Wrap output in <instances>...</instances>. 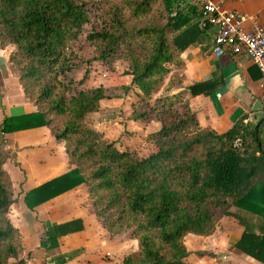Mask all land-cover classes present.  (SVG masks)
<instances>
[{"label":"trees","instance_id":"1","mask_svg":"<svg viewBox=\"0 0 264 264\" xmlns=\"http://www.w3.org/2000/svg\"><path fill=\"white\" fill-rule=\"evenodd\" d=\"M180 3L0 0V47H13L8 62L24 97L36 108L33 114L4 118L0 126V264L25 263L20 235L6 216L12 188L2 167L9 158L3 135L36 127H46L63 143L73 168L26 193L28 209L83 184L94 216L109 237L126 233L137 243L121 264H189L184 237L209 236L227 216L243 228L232 247L264 264V118L256 126L241 118L216 134L197 125L183 92L171 93L182 83L177 71L183 66L180 54L202 41L206 27H199L194 7L180 9ZM91 17L100 21L99 29L85 37L94 46V59L102 66L124 61L130 79L120 88L123 93L129 87L137 91L139 106L130 120L159 125L145 138L154 151L144 158L117 150L86 122L98 103L113 95L102 86L70 93L64 80L76 67L70 44ZM212 84L196 83L185 91L189 97L207 96L214 90ZM157 89L161 96L149 104ZM232 206L260 221L254 224L231 213ZM81 230L79 219L46 226L41 244L55 248L59 238Z\"/></svg>","mask_w":264,"mask_h":264},{"label":"crops","instance_id":"2","mask_svg":"<svg viewBox=\"0 0 264 264\" xmlns=\"http://www.w3.org/2000/svg\"><path fill=\"white\" fill-rule=\"evenodd\" d=\"M216 2H220L222 10L234 11L242 15L245 19L244 29L249 30L255 25L264 29V0H216ZM186 5L194 7L198 13L199 7L195 0H181L179 8ZM214 33L215 29L206 25L202 41L188 46L180 54L183 66L177 71L182 77V83L171 93L183 92L188 109L200 128H208L216 134H222L241 118L244 122L256 126L251 124L249 119L253 114L252 107L257 103L260 105L262 95V90L259 88L260 75L243 54L231 55L226 52L221 56H215L211 51ZM5 71L6 60L0 59L2 79L0 126L4 118H16L36 112L33 104L17 87V79H13L7 72L4 73ZM206 81H213V92L207 96H187L186 87ZM108 101L113 99L101 100L98 103V112L86 117L88 126L102 134L107 141L114 142L115 148L119 151L128 149L138 158H144L152 153L154 146L145 141L146 136L151 133L147 135L145 133L149 124H153L152 132L157 131L158 123L143 124L127 120L123 125H118L122 128L118 129L116 137H111V133L105 128L107 122L104 121L105 111L102 109ZM122 102L120 99L116 103L117 106L123 108ZM100 115L104 116L102 118L105 125L90 126L88 120ZM127 126L132 129L137 128L146 135L142 147L137 149L135 145L121 142V134L127 130ZM3 139L9 150V158L2 167L10 179L12 188V203L6 216L20 235L22 254L26 253L28 257L24 264H44V260H47L45 264H121L125 256L136 251V241L126 237V233L110 238L101 227L94 216L83 184L31 210L28 209L24 203L26 193L67 173L73 167L66 161L63 143L56 142L46 127L16 130L4 134ZM143 147L146 152L148 151L145 155H142ZM230 212L239 214L254 224L260 221L257 216L234 206L230 208ZM76 219L82 223L81 231L59 238L55 248L42 246L41 241L46 226ZM242 230L235 219L222 216L209 236L187 234L183 239L188 252L187 262L189 264H259L232 247L239 239ZM198 252L203 254L199 256ZM206 253H210L211 256ZM61 259L62 262L59 261Z\"/></svg>","mask_w":264,"mask_h":264},{"label":"rangeland","instance_id":"3","mask_svg":"<svg viewBox=\"0 0 264 264\" xmlns=\"http://www.w3.org/2000/svg\"><path fill=\"white\" fill-rule=\"evenodd\" d=\"M99 26H100V21L97 20L96 17H91L89 23L83 26L81 33L78 36V39L70 44V50L73 53V58L71 59V62L76 63V67L70 73L65 75L64 80L67 84H69L70 93L76 92L77 89L79 88H93V87L102 86L104 87V89L107 90L108 95L111 94L114 96V98H112L113 101H108L107 102L108 104L106 103V105L103 106L102 109L105 111L104 121L107 122L105 128H107V130L111 133L110 134L111 137H116L119 131L118 129L122 128L119 127L118 125H123L124 122L127 120L130 121V118L132 116L131 113L133 112L135 107L139 106V104H137L138 97H137V91L133 87H129V91H127L126 93H123V91L120 88V87H127L129 85V79H130L128 76H125L124 74L125 71L127 70L124 61L112 60L111 63H109L108 65L102 66L98 61L94 59V46L91 43H89L85 39V37L92 29L94 28L99 29ZM0 51H2V53H0V59L6 60V71L4 73L7 72L10 76H12L13 79L16 80L17 79L16 72L12 68V65L8 62V55L10 52L13 51V47L10 45H5L3 47H0ZM84 73L87 74L85 80L83 81L82 85H78V81L82 78ZM1 81L2 79L0 77V83ZM17 87L20 89V86L18 84ZM1 89H2V84H0V90ZM2 91L4 92V88ZM159 92L160 89H157V91L151 96L150 98L151 102L149 101L148 102L149 104L152 103L154 99L161 96V93ZM120 99H122L123 101L122 102V104L124 105L123 108L118 107L116 104ZM127 107H129L130 109L129 110L126 109ZM96 112L98 111L96 110ZM104 116L100 115L99 117L91 118L88 120V123L90 124V126H94V127L95 125L96 126L102 124L105 125L102 118ZM143 124H147V123H143ZM152 131H153V124H149L147 127V133L145 134L147 135L148 133H153ZM145 134H143L142 131L140 132V130H138L137 128L132 129L130 126H127V130H124V132L121 134L122 136L121 142L135 145L137 146L138 149L143 145L142 142H143V138L146 136ZM141 149L143 150L142 155L148 153V151L146 152L144 147ZM262 150H264V142H263ZM25 254H22L21 257L26 260L28 257H26ZM44 261L47 262V260Z\"/></svg>","mask_w":264,"mask_h":264},{"label":"built area","instance_id":"4","mask_svg":"<svg viewBox=\"0 0 264 264\" xmlns=\"http://www.w3.org/2000/svg\"><path fill=\"white\" fill-rule=\"evenodd\" d=\"M198 5L199 27L211 26L215 29L211 51L215 56L228 52L231 55L243 54L257 69L260 75L259 88L261 112L264 116V29L253 26L243 27L244 17L234 11H224L216 0H195ZM238 141L233 142L238 146Z\"/></svg>","mask_w":264,"mask_h":264},{"label":"water","instance_id":"5","mask_svg":"<svg viewBox=\"0 0 264 264\" xmlns=\"http://www.w3.org/2000/svg\"><path fill=\"white\" fill-rule=\"evenodd\" d=\"M252 112L253 114L251 115L249 122L251 124L257 125L261 121V119H263V113L261 112L259 103L252 107Z\"/></svg>","mask_w":264,"mask_h":264}]
</instances>
